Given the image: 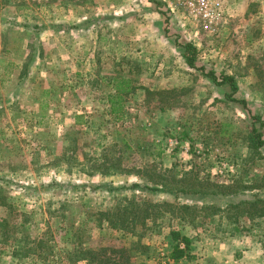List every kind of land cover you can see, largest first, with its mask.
<instances>
[{
    "label": "rangeland",
    "instance_id": "1",
    "mask_svg": "<svg viewBox=\"0 0 264 264\" xmlns=\"http://www.w3.org/2000/svg\"><path fill=\"white\" fill-rule=\"evenodd\" d=\"M234 2L235 25L191 34L160 0H0V264H85L81 246L139 234L145 264H264L261 206H233L264 199V145L247 146L253 126L264 139V0ZM132 197L169 204L155 230L90 221L66 241L63 216L76 228ZM25 220L30 240L54 230L53 263L24 251Z\"/></svg>",
    "mask_w": 264,
    "mask_h": 264
},
{
    "label": "trees",
    "instance_id": "2",
    "mask_svg": "<svg viewBox=\"0 0 264 264\" xmlns=\"http://www.w3.org/2000/svg\"><path fill=\"white\" fill-rule=\"evenodd\" d=\"M157 6L161 15L164 16L166 20H169L170 14L168 13L166 7L162 3L158 4ZM186 47L187 49H190L192 48V44H187ZM195 58L196 57L192 54L186 56L187 63L191 67L195 66ZM201 69L203 70V68ZM207 76L218 85H223L225 83L230 84L232 88V93L229 94L230 97H232V94L238 89L235 78L231 75L222 76L221 81L218 80V76L214 71L208 72ZM129 85L130 83L128 80L122 81V83L117 86L118 92L116 94L110 95V102L113 103L114 107L112 108V111L117 108L114 105L118 104L121 101L122 92L130 91L131 88L128 89ZM262 124L264 125L263 122ZM262 135L263 134L258 132L255 126H253L248 135L247 141L249 144L247 146L255 153H259V149L264 145V139L262 138ZM216 188L218 189V192L226 193V190L227 188H229V186L218 184L216 185ZM195 192L204 193L200 190ZM238 192L239 190L233 191L234 194ZM127 203V205H116L111 210H98L96 212L88 213L87 218L78 223V227L76 228H74L75 223L73 221L68 220L66 216H63L64 224L61 229L65 231V235L67 236L66 241L74 243V241H71L69 234L75 231L74 234H76L77 236H81L80 233L86 232L87 224L90 221L93 222V225H95L97 228H102L106 223L108 227L114 229L115 231H121L124 233V235H129L132 232L135 234L137 230L140 231L141 228H145L146 231L155 230L153 229L152 225L156 226V217L162 215V211L160 210V208L169 205L168 203L159 204L153 202H145L144 204L140 205L136 201L135 197H132V199ZM248 203L255 209V211H257V207L260 205L261 207H259L258 210L260 211V215L264 216V199L257 198L248 201L244 200L237 204H234L233 206L239 207L242 204ZM150 221H152V225L149 224ZM12 225L14 226V232L21 231L23 233L20 242H25V245L23 247L25 252L28 251V255L33 256L32 254H36V256L41 258V260L43 261H52V263L54 262V260L56 259L54 253L56 237L54 235V230L50 225H48L47 228H45L41 233H39V235L32 238L31 240L29 239L30 235L27 233V231L31 228L30 221H15L14 223H12ZM138 236L139 237L130 242V244L125 243L120 248H109L103 245L100 248L95 249L90 244H87L85 246L83 245L79 249V252L81 254L80 260H85V264H145V261L140 260L139 256H143V254H145V252L149 248V245L142 242V235L139 234ZM29 243H32L33 245L29 247ZM79 244L83 243L80 242ZM15 248H20V244L15 245ZM65 250L68 249L66 248Z\"/></svg>",
    "mask_w": 264,
    "mask_h": 264
},
{
    "label": "built area",
    "instance_id": "3",
    "mask_svg": "<svg viewBox=\"0 0 264 264\" xmlns=\"http://www.w3.org/2000/svg\"><path fill=\"white\" fill-rule=\"evenodd\" d=\"M179 27L191 31L215 32L230 16L229 0H160Z\"/></svg>",
    "mask_w": 264,
    "mask_h": 264
},
{
    "label": "crops",
    "instance_id": "4",
    "mask_svg": "<svg viewBox=\"0 0 264 264\" xmlns=\"http://www.w3.org/2000/svg\"><path fill=\"white\" fill-rule=\"evenodd\" d=\"M229 4H230V16H232L230 23L233 22V25H235L236 24V20L238 19V16H240L242 14L241 13L242 11H239V8L236 5V2H234V0H231V2Z\"/></svg>",
    "mask_w": 264,
    "mask_h": 264
}]
</instances>
